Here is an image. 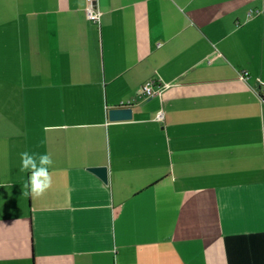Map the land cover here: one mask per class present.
Instances as JSON below:
<instances>
[{
	"label": "crops",
	"instance_id": "1",
	"mask_svg": "<svg viewBox=\"0 0 264 264\" xmlns=\"http://www.w3.org/2000/svg\"><path fill=\"white\" fill-rule=\"evenodd\" d=\"M96 5L0 0V264H264V0Z\"/></svg>",
	"mask_w": 264,
	"mask_h": 264
},
{
	"label": "clouds",
	"instance_id": "2",
	"mask_svg": "<svg viewBox=\"0 0 264 264\" xmlns=\"http://www.w3.org/2000/svg\"><path fill=\"white\" fill-rule=\"evenodd\" d=\"M21 171H28L27 187L33 196L41 195L51 184L48 166L51 159L46 153L24 151L20 153Z\"/></svg>",
	"mask_w": 264,
	"mask_h": 264
},
{
	"label": "water",
	"instance_id": "3",
	"mask_svg": "<svg viewBox=\"0 0 264 264\" xmlns=\"http://www.w3.org/2000/svg\"><path fill=\"white\" fill-rule=\"evenodd\" d=\"M132 106L129 104L118 105L109 108V118L111 120H122L132 118ZM89 170L97 174L104 182L108 181V166H91Z\"/></svg>",
	"mask_w": 264,
	"mask_h": 264
},
{
	"label": "built area",
	"instance_id": "4",
	"mask_svg": "<svg viewBox=\"0 0 264 264\" xmlns=\"http://www.w3.org/2000/svg\"><path fill=\"white\" fill-rule=\"evenodd\" d=\"M87 17L98 23L101 19V11L96 5V0H86V7H85ZM247 74V73H246ZM142 89L146 91L149 95H153L156 92H160L161 89H155V80L153 78L147 80L143 85ZM261 95L264 98V83L261 85ZM159 118H162V112L158 115Z\"/></svg>",
	"mask_w": 264,
	"mask_h": 264
}]
</instances>
